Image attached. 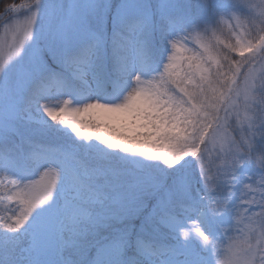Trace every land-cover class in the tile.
Masks as SVG:
<instances>
[{
  "label": "snow or ice",
  "instance_id": "snow-or-ice-1",
  "mask_svg": "<svg viewBox=\"0 0 264 264\" xmlns=\"http://www.w3.org/2000/svg\"><path fill=\"white\" fill-rule=\"evenodd\" d=\"M0 7V264H264V0Z\"/></svg>",
  "mask_w": 264,
  "mask_h": 264
},
{
  "label": "rangeland",
  "instance_id": "rangeland-1",
  "mask_svg": "<svg viewBox=\"0 0 264 264\" xmlns=\"http://www.w3.org/2000/svg\"><path fill=\"white\" fill-rule=\"evenodd\" d=\"M241 3L247 4V3H258L259 0H240ZM13 14H10V16ZM22 17V13L20 14ZM8 18L6 17L4 20H0V25H3L5 23V20H7ZM2 30V29H0ZM220 35V39L223 40L225 43L228 42H234V39L229 41L228 39V32H227V28L225 27L224 33L223 34H218ZM261 68H257L256 71L259 72L261 71ZM94 118V120L97 118V114L89 112V113H81V119H83L85 122H88L89 119ZM163 238V240H170L169 237L167 236H161Z\"/></svg>",
  "mask_w": 264,
  "mask_h": 264
},
{
  "label": "trees",
  "instance_id": "trees-1",
  "mask_svg": "<svg viewBox=\"0 0 264 264\" xmlns=\"http://www.w3.org/2000/svg\"><path fill=\"white\" fill-rule=\"evenodd\" d=\"M7 2H8V3H17V4H20V3H23L24 0H7ZM3 11H4L3 8L0 7V13H2ZM90 120H91V121H95L94 118H91V119H89L88 121H90ZM160 239H161L162 241H164L162 237H160Z\"/></svg>",
  "mask_w": 264,
  "mask_h": 264
}]
</instances>
